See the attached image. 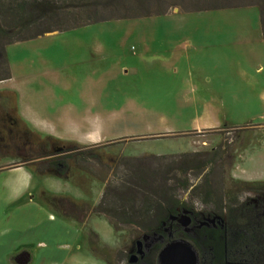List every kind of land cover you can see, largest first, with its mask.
<instances>
[{"label":"rangeland","instance_id":"1","mask_svg":"<svg viewBox=\"0 0 264 264\" xmlns=\"http://www.w3.org/2000/svg\"><path fill=\"white\" fill-rule=\"evenodd\" d=\"M53 1L69 15L24 27L18 36L103 20L6 45L9 78L0 89L36 86L27 97L44 103L45 131L94 157H83L84 149L44 156L53 146L42 153L12 123L3 134L0 156L11 165L24 161L34 186L45 188L41 202L72 224L53 235L45 228L31 264H147L149 254L139 261L134 242L142 244L154 228L94 210L102 194L105 210L113 196L137 199L139 186L149 194L161 185L168 215L182 209L221 216L227 227L249 225L264 207V40L257 10L193 9L260 0ZM6 101L0 96V115L12 117Z\"/></svg>","mask_w":264,"mask_h":264},{"label":"trees","instance_id":"2","mask_svg":"<svg viewBox=\"0 0 264 264\" xmlns=\"http://www.w3.org/2000/svg\"><path fill=\"white\" fill-rule=\"evenodd\" d=\"M243 6H251L249 4ZM258 9V20L260 33L262 38H264V0H260L258 4H254ZM234 7V6H230ZM238 7V6H235ZM229 8L225 5H217L193 9L194 11H205V10H216ZM83 9H86L84 7ZM161 14V13H160ZM68 13H65L59 9L53 0H0V17L7 18V25L0 21V80H5L9 78L8 65L5 58L4 48L6 45L33 39L37 36L43 35L45 33L53 31H65L70 30L79 26L96 23L103 19H92L80 23L72 24H58L57 26L51 25L46 26L39 31L33 32L27 36H18L19 30L24 27H29L34 24L41 22H46L54 18H65ZM154 15H159V13H154ZM14 31V32H13ZM0 96L6 98V103L13 113L12 117H7L6 115H0V143L4 140L3 134H8L11 129L12 124L16 125V132H22L32 136V141L36 143L39 149L42 151L48 147L49 143L53 146L52 150L46 151L44 156H51L54 154L67 156L70 151L84 149L81 155L85 158L94 157L93 151L86 149L85 146L80 145L73 141H63L60 139L53 138L51 136H40L30 130L27 125L17 116L15 110V95L13 92L5 91L0 92ZM12 123V124H11ZM17 127L19 131H17ZM80 154V153H79ZM164 159V156H160ZM18 165H24V161L17 163ZM50 175L59 177V175L47 172L43 175ZM143 187L139 186V192L137 193V199L130 195L129 198H125L122 195L113 196L108 200V205L110 209H102L104 194L101 195L100 201L97 204V209L95 207V212L102 213L106 218L127 224H133L141 228H156L159 224L167 217L169 208V198L165 197V191L161 188V185L154 187V192L146 194ZM131 189L126 191L130 192ZM43 194V193H42ZM168 203V204H167ZM164 205V206H163ZM99 208V209H98ZM251 227H264V220L259 221L252 217L250 223ZM257 225V226H256ZM262 225V226H261ZM245 227V226H243ZM254 230L243 229L241 231H236L234 234L225 237V255L228 261L234 262L236 264L252 263L258 255V251L261 250L259 242L264 240V233L262 235L255 234ZM264 249V245H262ZM202 260L206 261L209 254L206 250L202 253ZM147 264H154V261L149 257Z\"/></svg>","mask_w":264,"mask_h":264},{"label":"crops","instance_id":"3","mask_svg":"<svg viewBox=\"0 0 264 264\" xmlns=\"http://www.w3.org/2000/svg\"><path fill=\"white\" fill-rule=\"evenodd\" d=\"M249 8L257 10L258 33L261 36L256 6L224 9H241L253 15ZM5 80H0V83ZM35 88L37 87H31L26 83L19 90L0 89V92L13 91L16 114L30 130L41 136L56 137L54 132L45 131L42 125L41 113L45 106L44 103L27 97L29 90L32 94L36 93ZM91 135L100 136L97 131H88L85 134V136ZM33 180L34 177L28 166L11 165L10 160L0 156V264H12L13 262L31 264L35 253L42 252V249L38 247L42 245L39 239L45 228L53 235L54 231L57 234L58 227H72V224L55 216L53 210L41 202L39 197L45 188L35 187Z\"/></svg>","mask_w":264,"mask_h":264},{"label":"flooded vegetation","instance_id":"4","mask_svg":"<svg viewBox=\"0 0 264 264\" xmlns=\"http://www.w3.org/2000/svg\"><path fill=\"white\" fill-rule=\"evenodd\" d=\"M255 218L260 222L264 220V207L255 214ZM257 226V225H256ZM262 226V225H261ZM243 229L254 230L255 234L262 235L264 227H227L220 216H203L182 209L174 211L157 226L152 229L151 236H148L142 244L134 242V252L141 261L145 253L149 254L156 264V255L165 245L173 242H185L190 247V253L195 257L194 264H236L228 261L225 255V237ZM261 250L258 251L254 264H264V240L259 242ZM206 250L209 254L206 261H203L202 253ZM185 262L190 261L187 254ZM185 264V263H184ZM252 264V263H245Z\"/></svg>","mask_w":264,"mask_h":264},{"label":"water","instance_id":"5","mask_svg":"<svg viewBox=\"0 0 264 264\" xmlns=\"http://www.w3.org/2000/svg\"><path fill=\"white\" fill-rule=\"evenodd\" d=\"M189 255L190 261L187 263L186 255ZM194 264L195 257L190 253V247L185 242H173L162 247L156 255V264Z\"/></svg>","mask_w":264,"mask_h":264}]
</instances>
